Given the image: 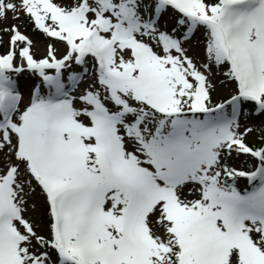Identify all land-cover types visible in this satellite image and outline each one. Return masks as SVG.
<instances>
[{
    "label": "snow or ice",
    "instance_id": "1",
    "mask_svg": "<svg viewBox=\"0 0 264 264\" xmlns=\"http://www.w3.org/2000/svg\"><path fill=\"white\" fill-rule=\"evenodd\" d=\"M0 264H264V0H0Z\"/></svg>",
    "mask_w": 264,
    "mask_h": 264
}]
</instances>
